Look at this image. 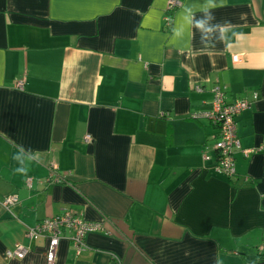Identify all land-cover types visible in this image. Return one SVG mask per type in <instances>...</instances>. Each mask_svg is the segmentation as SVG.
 <instances>
[{
  "label": "crops",
  "instance_id": "obj_1",
  "mask_svg": "<svg viewBox=\"0 0 264 264\" xmlns=\"http://www.w3.org/2000/svg\"><path fill=\"white\" fill-rule=\"evenodd\" d=\"M180 1L167 25L168 0H0V264H47L27 231L64 209L102 229L79 253L62 236L54 264H264V150L218 174L217 129L193 117L216 86L255 92L236 132L264 145V0H215L230 39L214 47L185 19L206 0ZM19 144L38 150L27 174Z\"/></svg>",
  "mask_w": 264,
  "mask_h": 264
},
{
  "label": "built area",
  "instance_id": "obj_2",
  "mask_svg": "<svg viewBox=\"0 0 264 264\" xmlns=\"http://www.w3.org/2000/svg\"><path fill=\"white\" fill-rule=\"evenodd\" d=\"M181 5L180 0H168L166 6V14L164 16L167 25L171 23V12ZM257 98V93H253L252 98H239L231 102L225 100V93L219 87L213 88V100L211 108L206 112L193 114L194 118L207 119L217 129V138L214 143L216 151V161L213 170L227 177H233L236 173L234 152L242 151L245 155L253 153L257 150H264V145L258 148L242 149L236 132V116L246 109ZM88 137V136H87ZM204 159H208L206 154ZM57 178L56 176L50 179ZM32 178H27L25 185L31 189L33 187ZM18 197L16 194L5 196L1 203L8 208L16 203ZM102 226L98 222H90L77 215L70 209H64L61 213L46 217L36 223L27 231L28 238L36 239L44 236L47 240L46 261L47 264L55 263L56 248L62 236H67L72 243L76 253H79L85 246L84 238L87 233L101 230ZM26 246L18 243L12 248L6 250V258H23L26 253ZM257 250L264 256V237L257 246Z\"/></svg>",
  "mask_w": 264,
  "mask_h": 264
},
{
  "label": "clouds",
  "instance_id": "obj_3",
  "mask_svg": "<svg viewBox=\"0 0 264 264\" xmlns=\"http://www.w3.org/2000/svg\"><path fill=\"white\" fill-rule=\"evenodd\" d=\"M219 5L215 0H206V3L201 5L200 15H197L188 9V15L186 21L188 25L195 29L200 34V43L204 47H214L217 43H226L230 37L228 32L230 31V21L219 22L216 20L215 9ZM233 35H238L233 33ZM17 152L13 159L18 161L20 167L15 169L16 172L21 174H27L31 162H39L38 150H34L31 147H25L23 144L15 145ZM214 264H221L217 259Z\"/></svg>",
  "mask_w": 264,
  "mask_h": 264
}]
</instances>
